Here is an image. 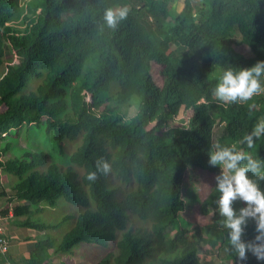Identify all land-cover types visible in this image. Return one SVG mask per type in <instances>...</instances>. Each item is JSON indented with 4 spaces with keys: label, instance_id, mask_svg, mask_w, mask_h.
<instances>
[{
    "label": "trees",
    "instance_id": "1",
    "mask_svg": "<svg viewBox=\"0 0 264 264\" xmlns=\"http://www.w3.org/2000/svg\"><path fill=\"white\" fill-rule=\"evenodd\" d=\"M124 6L127 19L107 27L105 9ZM258 61L264 0H0V137L12 140L0 171L17 178L11 197L24 205L14 220L42 235L23 264H67L62 254L79 257L83 244L107 249L98 264H264L229 249L216 184L200 221L180 226L185 173L220 175L208 164L213 145L264 162V137L240 143L264 118V93L245 103L212 95L228 66ZM32 130L52 136L63 161L24 142ZM99 158L111 172L88 181ZM256 234L249 220L243 239Z\"/></svg>",
    "mask_w": 264,
    "mask_h": 264
},
{
    "label": "clouds",
    "instance_id": "2",
    "mask_svg": "<svg viewBox=\"0 0 264 264\" xmlns=\"http://www.w3.org/2000/svg\"><path fill=\"white\" fill-rule=\"evenodd\" d=\"M129 9L124 6L117 9L107 8L103 20L107 27L115 29L120 21L127 19ZM264 61H258L254 66L236 69L228 66L212 89V95L224 103H245L254 96L264 93ZM254 107V105H249ZM264 137V118H260L250 133L245 134L240 143L251 149L257 140ZM208 164L219 167L220 175L215 177L216 191L219 198L216 205L220 224L227 230L228 246L234 251L239 261H246L251 253L258 261H264V191L258 181L264 180V162L253 158L242 149L234 146L213 145L207 153ZM111 165L99 158L95 161V171H89L86 179L95 182L98 174L108 175ZM257 177L252 179L249 176ZM207 186V185H205ZM208 187V186H207ZM245 203V207L237 212L233 205L236 201ZM254 221L256 235L253 240L245 241V228L248 221Z\"/></svg>",
    "mask_w": 264,
    "mask_h": 264
},
{
    "label": "rangeland",
    "instance_id": "3",
    "mask_svg": "<svg viewBox=\"0 0 264 264\" xmlns=\"http://www.w3.org/2000/svg\"><path fill=\"white\" fill-rule=\"evenodd\" d=\"M179 9L180 5L177 6ZM173 49L177 51V53L181 52V48H175L173 46ZM239 53H242V51H245V46H239V48L236 47ZM13 53L11 51H7V57L9 58ZM5 67L2 66L0 69V72L4 70ZM154 77L157 76L156 73L153 74ZM88 99V97H87ZM129 110V108H128ZM25 132V130H24ZM27 136H23V141H28L30 144H32L34 141L36 143V148L45 151L51 161L55 162H61L63 161V158L58 156L59 152V145L58 143L54 142L52 136L46 135V133L43 130H32L30 132V139H26ZM9 141H12L10 139L2 140L1 149L4 147V144L8 143ZM217 175L211 174L209 172H205L203 170H200L198 168H190L184 175L183 179V186H182V193H183V199L185 201V210L183 211L180 219V226L184 228H191L200 221L202 218L200 216L199 208L201 202L209 195V193L212 191L215 182V177ZM2 181H5L8 183V186L13 185L15 182H17L16 177L9 176L5 173H2L0 176V183ZM207 185V186H205ZM234 208L237 209L238 207V201L234 203ZM72 207H67L65 211H71ZM212 212V210H211ZM54 216L59 217L63 213V209L56 208L53 210ZM33 219H39L41 220L43 218V215L33 213L32 214ZM12 221V220H10ZM6 224V222H5ZM14 225H19L18 221L13 222ZM166 232L170 235H173L175 232V228L173 226H168L166 229ZM55 233V231H54ZM58 235H60L61 232H56ZM36 240L41 241L42 235H38L36 237ZM203 249H206V245L202 244ZM76 248L82 252L79 257H71L67 254H62L64 259H69L67 264H98L99 259L102 258L106 253L107 249L97 247L93 244H83L81 246H76ZM84 256L88 257V259H85ZM202 260L205 259L209 261V264H220V260L217 257L213 256H207L205 259H203L202 256H200Z\"/></svg>",
    "mask_w": 264,
    "mask_h": 264
},
{
    "label": "crops",
    "instance_id": "4",
    "mask_svg": "<svg viewBox=\"0 0 264 264\" xmlns=\"http://www.w3.org/2000/svg\"><path fill=\"white\" fill-rule=\"evenodd\" d=\"M1 145L2 138L0 137V150ZM1 174L0 171V176ZM11 196L8 183L2 181L0 183V210L7 213L10 209L13 210V208L17 206L24 205L22 201L13 199ZM13 222H16L14 216L12 218H7L3 223L4 232L9 238V246L5 256H0V264H10V262L23 264V261L28 259L29 253L34 248L36 237L41 235L39 231L25 228L21 225H14Z\"/></svg>",
    "mask_w": 264,
    "mask_h": 264
},
{
    "label": "built area",
    "instance_id": "5",
    "mask_svg": "<svg viewBox=\"0 0 264 264\" xmlns=\"http://www.w3.org/2000/svg\"><path fill=\"white\" fill-rule=\"evenodd\" d=\"M12 210L4 212L3 210H0V256L4 257L9 246V238L6 236L4 232L3 223L6 221L7 218H12Z\"/></svg>",
    "mask_w": 264,
    "mask_h": 264
}]
</instances>
